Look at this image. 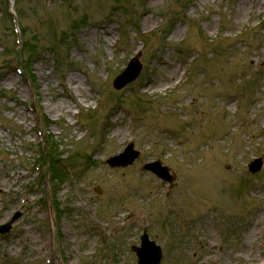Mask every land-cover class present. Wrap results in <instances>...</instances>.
<instances>
[{
    "label": "rangeland",
    "instance_id": "1",
    "mask_svg": "<svg viewBox=\"0 0 264 264\" xmlns=\"http://www.w3.org/2000/svg\"><path fill=\"white\" fill-rule=\"evenodd\" d=\"M256 159L264 0H0V264H138L144 232L160 264H264Z\"/></svg>",
    "mask_w": 264,
    "mask_h": 264
},
{
    "label": "water",
    "instance_id": "2",
    "mask_svg": "<svg viewBox=\"0 0 264 264\" xmlns=\"http://www.w3.org/2000/svg\"><path fill=\"white\" fill-rule=\"evenodd\" d=\"M139 57L140 54L133 58L126 70L114 81V88L117 91L123 90L127 85L133 83L140 76L142 65L139 62ZM138 157L139 153L134 151V145L130 144L122 155L111 158L107 163L113 168L126 167L132 165ZM262 167L263 162L257 160L250 165L249 169L251 173L255 174L260 172ZM142 170L152 172L158 178L169 183H172L174 180V177L169 176V170L162 167L159 162L145 165ZM16 219L17 218H15V220ZM11 225L12 224H8L1 227L0 232L2 234H7L11 230ZM133 251L138 257V264H160L161 262V249L149 240V236L146 233L141 238V247L133 248Z\"/></svg>",
    "mask_w": 264,
    "mask_h": 264
},
{
    "label": "trees",
    "instance_id": "3",
    "mask_svg": "<svg viewBox=\"0 0 264 264\" xmlns=\"http://www.w3.org/2000/svg\"><path fill=\"white\" fill-rule=\"evenodd\" d=\"M22 66H23V64H22ZM48 157H49V155H48V151L46 150V152L45 151H42L41 152V155H40V158H39V165L40 166H42V167H44L45 168V166L46 167H48L49 165L51 166V168L53 169L52 170V172L49 170V176L51 177V178H53V180H60V175H59V173H60V171L58 170V168H57V163H59L60 162V160L58 159V158H56L55 156H53L52 158H51V162L49 163V159H48ZM65 167V166H64ZM53 204H54V206H53ZM52 206H53V208L57 211V212H59L60 211V208H59V205L56 203V201L54 200L53 201V203H52Z\"/></svg>",
    "mask_w": 264,
    "mask_h": 264
},
{
    "label": "bare ground",
    "instance_id": "4",
    "mask_svg": "<svg viewBox=\"0 0 264 264\" xmlns=\"http://www.w3.org/2000/svg\"><path fill=\"white\" fill-rule=\"evenodd\" d=\"M120 132H119V130H118V132H116V134L115 135H118Z\"/></svg>",
    "mask_w": 264,
    "mask_h": 264
}]
</instances>
